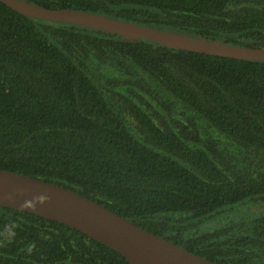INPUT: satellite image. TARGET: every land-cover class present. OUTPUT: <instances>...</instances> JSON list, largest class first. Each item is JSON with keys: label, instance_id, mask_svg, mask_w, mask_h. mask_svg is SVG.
Here are the masks:
<instances>
[{"label": "trees", "instance_id": "obj_1", "mask_svg": "<svg viewBox=\"0 0 264 264\" xmlns=\"http://www.w3.org/2000/svg\"><path fill=\"white\" fill-rule=\"evenodd\" d=\"M264 47V0H24ZM0 168L70 188L212 261L264 264V61L24 15L0 0ZM215 223V224H214ZM0 264H130L0 206Z\"/></svg>", "mask_w": 264, "mask_h": 264}, {"label": "water", "instance_id": "obj_2", "mask_svg": "<svg viewBox=\"0 0 264 264\" xmlns=\"http://www.w3.org/2000/svg\"><path fill=\"white\" fill-rule=\"evenodd\" d=\"M1 1L29 17L81 24L182 50L239 60L264 61V47L197 38L72 8H48L24 0ZM0 206L65 223L118 251L130 264H225L209 260L152 233L77 191L2 168Z\"/></svg>", "mask_w": 264, "mask_h": 264}, {"label": "rangeland", "instance_id": "obj_3", "mask_svg": "<svg viewBox=\"0 0 264 264\" xmlns=\"http://www.w3.org/2000/svg\"><path fill=\"white\" fill-rule=\"evenodd\" d=\"M240 208V211L247 215H264V197H256L255 199L242 204Z\"/></svg>", "mask_w": 264, "mask_h": 264}]
</instances>
